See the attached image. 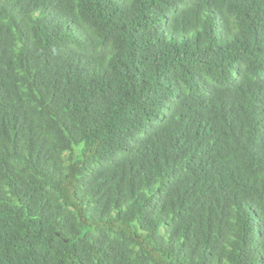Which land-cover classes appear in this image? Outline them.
Wrapping results in <instances>:
<instances>
[{"label": "trees", "instance_id": "obj_1", "mask_svg": "<svg viewBox=\"0 0 264 264\" xmlns=\"http://www.w3.org/2000/svg\"><path fill=\"white\" fill-rule=\"evenodd\" d=\"M0 264H264V0H0Z\"/></svg>", "mask_w": 264, "mask_h": 264}]
</instances>
